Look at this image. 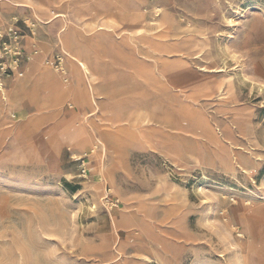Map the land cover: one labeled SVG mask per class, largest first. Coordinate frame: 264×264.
Masks as SVG:
<instances>
[{
    "label": "rangeland",
    "instance_id": "374dc122",
    "mask_svg": "<svg viewBox=\"0 0 264 264\" xmlns=\"http://www.w3.org/2000/svg\"><path fill=\"white\" fill-rule=\"evenodd\" d=\"M154 2L159 5L137 21L119 16L118 27L133 24L155 40L190 35L207 45L201 60L188 59L179 71L149 62L146 82L157 90L171 84L175 91L162 104L186 114H149L150 102L148 114L140 116L147 148L122 132L121 143L114 141V127H127L132 114H71L67 128L74 117L87 118L91 145L81 150L65 132L60 144L70 158L57 149L53 167L31 155L29 145L38 135L16 122V114H5L11 131L8 138L0 135V264H153L141 258L156 254H166L171 264H228L231 245L246 241L238 222L242 207L264 192V0ZM12 16H0V81L8 92L32 62L58 72L52 67L71 64V54L89 59L98 47L88 43L43 60L36 24ZM15 50L19 57H13ZM103 135L109 138L101 145ZM196 158L205 165L197 166ZM81 161L86 178L80 177ZM224 217L235 231L223 225ZM254 220L261 238L255 256L264 264V219Z\"/></svg>",
    "mask_w": 264,
    "mask_h": 264
},
{
    "label": "crops",
    "instance_id": "0c3cea01",
    "mask_svg": "<svg viewBox=\"0 0 264 264\" xmlns=\"http://www.w3.org/2000/svg\"><path fill=\"white\" fill-rule=\"evenodd\" d=\"M13 3L21 4L24 8ZM174 4L176 3L173 2L172 5ZM108 5L114 8L106 9ZM157 5L159 3L154 0H11L6 4L0 2V16L13 15L12 17L19 20L25 17L36 24L35 32L39 39L37 48L42 51L43 60H49L55 52L61 55L63 49L70 53L74 48L82 50L79 46L88 44L90 39L87 36L93 33L90 26L100 29L94 37L98 47H93L89 52V59L95 67L92 80H87L80 73L75 62L65 66L68 72L66 75L49 69L43 70L40 63H31V76L26 92H33L31 96L26 94L16 102L13 112L17 122L24 124L28 133H35L40 138L51 137L54 142L58 123L69 120L71 114H110V118H113L114 114H131L128 107L130 104H137L141 108V114H148L147 107L150 102L162 104L166 96L174 93L175 89L171 84L163 82L162 89L157 90L146 82L150 63L141 60L139 52L142 50L136 47L139 43L133 37H127L129 32H135L137 28L133 24L118 27L117 22L119 16L127 17L130 22L137 21L144 12H150ZM38 6L41 8L37 16L34 9ZM118 6L121 9H116ZM166 6L168 5L163 7ZM136 16L138 18L134 19ZM50 20L54 21L51 28L48 27ZM44 22L48 23L40 24ZM101 24L113 28L120 36L117 37L109 29H103ZM60 39L63 44L59 45ZM101 45H104V48ZM25 49L28 53L31 45L26 44ZM130 74H135L136 78H132ZM9 81L5 83L9 85ZM75 103L78 104L79 111H76ZM95 104L100 110H97L98 106ZM5 114L9 113L0 108V119ZM27 114L31 117H25ZM4 123L3 121L1 124ZM57 149L60 157L65 152L70 158V150L65 145H60ZM84 162L81 161L80 166Z\"/></svg>",
    "mask_w": 264,
    "mask_h": 264
},
{
    "label": "bare ground",
    "instance_id": "6f19581e",
    "mask_svg": "<svg viewBox=\"0 0 264 264\" xmlns=\"http://www.w3.org/2000/svg\"><path fill=\"white\" fill-rule=\"evenodd\" d=\"M3 1H5L7 3L11 2V0L10 1L9 0H0V2H3ZM121 3H122V1L120 2V4ZM105 8L106 9H113L114 6L108 5ZM116 9H121V8H120V6H118ZM36 12L38 13V9L36 10ZM161 12H162L161 8H159V7L155 8V16L156 17H158L161 14ZM187 23H188V27H190L192 20L188 19ZM101 25H102L101 27L103 29H109L117 37L120 36L117 31H115L113 28H110L108 25H103V24H101ZM255 25H256V19L252 20V22L250 23L249 26H250V28H253V27H255ZM91 28L94 31V34H93V36H88V38L90 39L89 43L94 45V46H97V43L95 44V42H94V40H95L94 37L99 33L98 31L100 29H99V27L97 28L94 26H91ZM209 29L210 28H207V31H209ZM127 35H128L127 36L128 38L133 37L136 40V42L139 43L138 46H136V45H134V46L138 47V50H142L141 53L139 52V56H141V58H142L141 60L149 61V62H160L164 65L167 64L168 66H170V70L179 71L178 69L180 68V66L184 65L188 61V59H191L194 61L195 60H201L202 53L207 48V45L205 43H203L202 41H200L197 38L190 36V35H185V36L177 37L175 39H165V40H155L148 33L144 32L142 30H135V32H129ZM101 46H103V45H101ZM87 58H88L87 55L83 52L82 53H73V54H71V59L69 60V62L71 64H72V62H75L77 67L80 70V73L82 75H84L87 80H92L93 76H94V72H95V67L92 65L90 60ZM61 61H62V59H60V62ZM45 64L48 65V61H45ZM52 68H54V70L58 71L59 74H61V75L67 74L65 71V68L63 66V61L61 62V64L59 63L58 67H52ZM199 72L204 74L206 71H204V70L197 71V73H199ZM30 74H31L30 70L27 71L23 75L17 73V75L15 76V79H14L15 86H14V88L12 87L13 90H11L9 92L5 90L3 84L0 81V108H4V110L6 112L12 114V113H14L13 112L14 107H15V104L18 100H20L26 94H27V96H31V93L33 91L30 93L29 90H27V92H26V86L28 85V83L30 81V76H31ZM130 76L132 78H136L135 74H130ZM65 82L68 83L67 80ZM28 102H29V100H28ZM75 104H76L77 110H79L78 104L77 103H75ZM129 108L131 109V114H132L131 116H133V117L131 118V121L128 122L127 127L122 126L121 128H118V125L116 127H114V131H115V133H114L115 135L113 136L114 141L116 143H121L122 136L120 135V133L122 132L124 135H128L130 137L129 141H131L132 144H136V145H139L141 147L147 148V145L145 144L144 138L142 136V125H140L141 124L140 116L142 113L141 108L137 104H131V105H129ZM189 113L192 114L191 112H189ZM149 114H186V113H182V112L179 113V112H176L171 107H168L167 105L156 103V104H153L152 107L150 108ZM2 117H3L5 123H4V125L0 124V135L8 138L10 136L11 130L6 127L8 123L6 122L7 120L5 119V115ZM69 120L59 122V124H58L59 126H58V129L56 132V139L54 140V142L52 140L53 138H51V137H50L51 139L38 137L35 141H33L29 145L31 155H32L33 159H35V161H38L40 163L46 162L48 167L49 166L50 167L55 166L57 164V156H56L57 151L56 150L61 145L60 140L61 141L63 140V137L66 133L67 134L69 133V141L70 142L72 141L75 144H77V146L81 150L83 148L87 149L89 147V145H91V135L89 134L87 127H86L87 118L84 117V115L83 116L78 115V117H74V119H73L74 121H71V123H73V126L67 128L68 127L67 125L70 122ZM120 123H121V121L119 120L117 122V124H120ZM68 129H70V130H68ZM16 130L18 131V129H16ZM107 136L103 135V137H101V139L100 138L98 139L99 143L101 145L106 141L107 138H109ZM230 136H231V133L229 131H226L225 138L229 139ZM83 151L85 154L88 152V150L87 151L83 150ZM167 153L170 154L171 152L167 151ZM194 162L197 166L205 165L204 161L201 158H196ZM101 167H102V165H101ZM99 171H100V169H99ZM100 175H102V172ZM220 175H221V173H220ZM162 183H168V181H164ZM162 183H160V184H162ZM220 188H222V187H220ZM196 191H197V189H196ZM220 191H222V190H220ZM200 192L201 193L203 192L202 188H201ZM252 201L253 202H249V199H246V202H245L246 206L243 205V207H242L243 210H246V212L244 213V218H242L238 221L243 227V233L245 234L246 241L244 243H240V244L238 242H235L231 245L232 249H231V255L228 258V264H259L258 263L259 260L255 256V247L254 246L258 242V240L261 238H260V234L258 233L256 221L254 219L257 218V216H260V217H262V219H264V192L261 194V196L258 199L252 198ZM154 215L155 216H149L148 214H146V217L149 220L153 221L156 217V214H154ZM223 225L225 227L229 226L234 231L236 230V227L234 226L232 221L226 217H224ZM141 259L143 262L147 261V263L171 264L170 263L171 261L167 257L166 254H156L151 258H145L144 257ZM204 264H206V263H204Z\"/></svg>",
    "mask_w": 264,
    "mask_h": 264
},
{
    "label": "built area",
    "instance_id": "2783aa9c",
    "mask_svg": "<svg viewBox=\"0 0 264 264\" xmlns=\"http://www.w3.org/2000/svg\"><path fill=\"white\" fill-rule=\"evenodd\" d=\"M10 34H11V39L13 40V43L17 44V41H18V38H19L17 32H15L14 29L12 28L10 30ZM19 56H20V51L19 50H15V52L13 53V57H19ZM57 60L60 61V59H58V58H57ZM16 62H17V60H16ZM15 66H17V64H15ZM80 168H81L80 177L86 178L88 172H87L84 164H82L80 166Z\"/></svg>",
    "mask_w": 264,
    "mask_h": 264
}]
</instances>
